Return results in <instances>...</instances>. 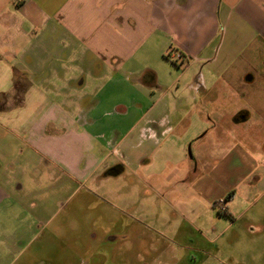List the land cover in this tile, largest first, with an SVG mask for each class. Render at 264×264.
<instances>
[{
	"label": "crops",
	"instance_id": "crops-1",
	"mask_svg": "<svg viewBox=\"0 0 264 264\" xmlns=\"http://www.w3.org/2000/svg\"><path fill=\"white\" fill-rule=\"evenodd\" d=\"M169 60L192 72L195 102L198 67L215 65L226 111L173 118ZM249 128L256 139L240 137ZM196 145L199 196L227 198V214L264 186V0H0V264H46L48 201L97 182L121 210Z\"/></svg>",
	"mask_w": 264,
	"mask_h": 264
},
{
	"label": "rangeland",
	"instance_id": "rangeland-1",
	"mask_svg": "<svg viewBox=\"0 0 264 264\" xmlns=\"http://www.w3.org/2000/svg\"><path fill=\"white\" fill-rule=\"evenodd\" d=\"M169 61L172 71L170 75L164 74L163 85L173 118L183 113L226 111L220 100H225L223 97L230 90L215 79V65L202 71L198 67L196 74L201 76L205 90L195 102L189 99L186 88L192 81V72ZM216 101L219 104H213ZM181 125L176 133L186 128L187 121ZM224 125L216 126L217 131L227 132ZM241 133L240 137L256 139V130L242 129ZM213 146L208 139L200 152L212 151ZM197 147L190 150L188 146L184 155H178L182 165L161 164L165 168L154 173V177L158 175L157 186L146 188L137 184V197L126 200L121 210L112 209L101 196L103 189L111 185H98L96 190L93 185L97 182L78 186L71 197L63 195L61 201L51 206L48 201L47 214L37 230L41 231L40 242L46 247L40 256L46 264H264V186L250 187L228 214L221 212L224 199L209 202L197 191L196 176L203 168L192 159H198V152L194 151ZM106 172L107 168H102L98 177L106 176ZM145 174L139 173L143 181ZM171 176L175 178L166 182ZM122 180L130 183L132 177ZM119 181H110L112 188L120 189ZM110 237L115 242L108 243Z\"/></svg>",
	"mask_w": 264,
	"mask_h": 264
},
{
	"label": "trees",
	"instance_id": "trees-1",
	"mask_svg": "<svg viewBox=\"0 0 264 264\" xmlns=\"http://www.w3.org/2000/svg\"><path fill=\"white\" fill-rule=\"evenodd\" d=\"M112 172H113L112 170L107 171L105 175H106V176H108V175H112ZM231 196H232V193H230V194L228 195V197H231ZM226 200H227V198H226Z\"/></svg>",
	"mask_w": 264,
	"mask_h": 264
},
{
	"label": "flooded vegetation",
	"instance_id": "flooded-vegetation-1",
	"mask_svg": "<svg viewBox=\"0 0 264 264\" xmlns=\"http://www.w3.org/2000/svg\"><path fill=\"white\" fill-rule=\"evenodd\" d=\"M222 201H223V202H221V203L225 204V201H226V200L224 199V200H222ZM215 202H216V201H215ZM224 206H225V205H224ZM224 208H225V207H224ZM225 212H226V209H225Z\"/></svg>",
	"mask_w": 264,
	"mask_h": 264
},
{
	"label": "built area",
	"instance_id": "built-area-1",
	"mask_svg": "<svg viewBox=\"0 0 264 264\" xmlns=\"http://www.w3.org/2000/svg\"><path fill=\"white\" fill-rule=\"evenodd\" d=\"M221 212H225V208L224 207L221 209Z\"/></svg>",
	"mask_w": 264,
	"mask_h": 264
}]
</instances>
